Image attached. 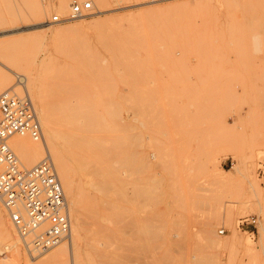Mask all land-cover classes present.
I'll return each mask as SVG.
<instances>
[{"label": "rangeland", "instance_id": "obj_1", "mask_svg": "<svg viewBox=\"0 0 264 264\" xmlns=\"http://www.w3.org/2000/svg\"><path fill=\"white\" fill-rule=\"evenodd\" d=\"M51 1L19 0L22 15L14 19L13 4H2L20 29L0 33V95L28 97L38 118L36 89L44 109L104 132L108 172H116L110 178H134L141 193L154 195L144 216L154 229V257L147 261L135 241L109 246L108 255L90 252L88 260L89 247L71 245L79 213L66 197L70 234L42 254L28 250L0 202V250L9 245L0 264H27L11 257L15 245L28 264H141L133 259L142 255L144 264H264V0H106L103 14L94 8L53 25L51 12L40 25L35 8ZM8 24L0 22V31ZM64 29L55 39L49 34ZM115 137L123 139L118 147ZM243 218L256 223L240 227ZM233 231L249 250L230 245ZM58 247L64 253L52 258Z\"/></svg>", "mask_w": 264, "mask_h": 264}, {"label": "bare ground", "instance_id": "obj_2", "mask_svg": "<svg viewBox=\"0 0 264 264\" xmlns=\"http://www.w3.org/2000/svg\"><path fill=\"white\" fill-rule=\"evenodd\" d=\"M18 1L19 0H16V1L15 0H0V8L4 2H9V4L12 3L13 5H11V8L13 10L8 6L12 10V12L9 13V16H13V19H14L17 14L22 15ZM84 1L91 2L92 10L87 14H82L80 17H78L76 19L66 20L69 13H70L72 3L77 2L78 4H80ZM231 1H235V0H202L199 2V5H211L212 6V5L217 4V3H226V2H231ZM73 2L70 4V0H58V1L52 0L51 3L48 4V6H46V7L38 5L34 11V18H35L37 23H39L40 25H43L45 19H47L49 17L51 12L55 13L56 15H59L60 17L64 18V20H66V21H74L77 19H81L84 17L91 16L94 14L95 11H96L95 14L98 13V15L105 13L106 5H104V3L106 4V0H83L81 2L74 0ZM94 8L96 9L95 11H94ZM14 11H15V13H14ZM49 21H50V19L48 20V24H51V23H49ZM0 22H5V23L8 22L9 23L8 26H5L4 29L0 31V33L17 31L18 29H20V28H17L16 26H14V24H10V22H12V20L5 18L4 13L1 10H0ZM64 22L65 21H62L61 23H64ZM61 23H59V24H61ZM53 25H56V24H53ZM63 31H65V29L62 31L61 30L60 31L53 30L49 34L51 37H53L55 39L58 37V35L60 33H63ZM28 87H29V85H28ZM35 90L36 89H33L34 92H33V94L32 93L31 94H32V100L36 103V105L38 107V114H39L38 118H37L35 109H34L32 103L30 101L31 99H29L28 97H27V99L29 100V102L32 106V109H33V112L35 114V118H36L37 123L38 124L40 123V125L42 126V129H43L42 137L38 140H35L31 135H27L26 133L15 134V135H12L8 138L7 145L13 154H14V152L16 153L18 158L21 160L22 165L25 167H31L35 164L38 165L39 163H41L43 161H45V162L49 161L50 162V164L53 168V171L55 173V176L58 179L59 184L61 185V188L63 191L64 201H65V205H66L65 211H66V214L68 217V222H69V233L65 237H63V239L59 243H61L65 239H67L69 234H70V216H69L68 206H67V202H66V197H67L69 205L74 209V211L76 210V212H77V213L75 212L76 214L79 213L77 216H72V218H71L72 227H71L70 242H71V245H73V247L77 246V245L89 247V249H90V250H88L89 252L85 253L86 255L84 254V256H86L88 258V260H90L89 259L90 258V252L98 254V255H102V254L108 255L109 251L106 253L104 251L109 249L108 248L109 246L111 247V246H113L115 244L117 245L119 243H130L131 244V242L134 244L135 241L138 245H140V248H141L140 249L141 251L139 250L141 252L140 254H142V253H143V255L146 254V260L147 261H148L147 255H151V257L152 256L154 257V249L152 248L154 246H152L153 244L151 245V243H150L151 239H149V238L153 237L152 234L154 232V229H152L153 226L150 225V220H148L147 217L144 218L145 214L147 215V213L150 209L149 208L150 205H152L154 203V201H153L154 199H152L154 197V195L151 196V193H148L149 195L147 193L146 194L141 193L142 188L139 187L138 182H132L134 178L133 179L131 178L132 181L129 180L131 183L128 182L127 179H126L127 182H124V183H127V186L129 183L132 185V190H130L131 192L128 191L131 194L128 195L127 194L128 192L126 193V190H127L126 187L127 186L124 185V183L120 182L122 180H120V181L112 180L113 174H111V173H116V172H114L115 170L112 171L111 173H109L110 172V169H109L110 165L108 164L107 161H105V159L108 160L107 156H109V154H107L108 153V151L106 149L107 147H105V143H106L105 140H107V139H103V137H104L103 133L104 132H101V130L100 131H98V130H87V128H90L89 126L92 127V125L88 126V124H84L83 123L84 120L83 119L81 120L82 117L80 118V117H77L76 115H70V116L62 117V116H60L62 114H60L58 117L57 114H55L56 115L55 116L52 113V111H54V110L51 111V110H49L50 108L44 109L45 105H42L43 108L41 107L40 98H39L40 94H38ZM3 94H9L10 95L11 93H3ZM11 95L18 97L19 99L25 98L24 96L19 97L18 95H15V94H11ZM43 103L44 102H42V104ZM57 111H59V110H57ZM57 111L55 110L54 112H57ZM0 119H1V113H0ZM119 133H118V136L120 137L122 135V133H120V135H119ZM58 135L62 136V138L60 140L58 138ZM97 136H101V138H97ZM120 138L115 137V139H118L116 141V145L119 144L120 142L122 144L123 139H120ZM128 140H131L130 137ZM127 143L128 142H126V144ZM107 144H109V143H107ZM121 144H119V145H121ZM44 145H45V147H44ZM135 145H134V147H135ZM132 146L133 145H131V147ZM10 147H12L13 151ZM117 147H118V145H117ZM134 147H132V148H134ZM123 150H122V152H123ZM106 151H107V153H105ZM109 151L111 152V148L109 149ZM118 152H120V151H118ZM16 155L14 154L16 160L18 161L20 171L27 172V171L31 170L32 168H34V167H32L30 169L24 168L21 165V163L19 162ZM44 155L48 156V158H46V157L42 158ZM113 157H115V156H113ZM111 158H112V154H111ZM103 160L105 163L103 162ZM132 162H134V161H132ZM142 163H143V161H142ZM124 164H126V163H123L121 165L122 168H123ZM105 165L107 168L105 167ZM143 166H144V163H143ZM102 168H106V170H103ZM126 168H127V166H126ZM141 168H143V167H141ZM107 169H109V170H107ZM124 170H126V169L124 168ZM129 174L130 173H128V175ZM131 174H132V176L135 175V173H133V172H131ZM110 177H112V178H110ZM115 177L116 176L114 175V179H115ZM118 177L120 178L121 176H118ZM123 180L125 181V179H123ZM130 184L128 187H130ZM151 184L154 185V183H150V185ZM142 186H143V184H142ZM149 187H151V186H148V188ZM149 190H150V188H149ZM151 190H153V188H151ZM153 192L154 191H152V193ZM0 202L5 206L4 198L2 196H0ZM152 208H154V207H152ZM17 211L20 214V217L23 214H26L24 206L22 203L18 204ZM8 213H9V211H8ZM3 216H5V212L0 206V217L2 218ZM25 220H26V218H25ZM125 226H128V227L126 228ZM17 232H18V235L20 236V238L22 239V241L24 242L25 246L28 248V250H30V252H33L36 254H42V253H45L46 251L50 250L52 247H54V246H52L51 248H49L43 252L37 251L32 246V244H30L31 243V237L30 236L21 235L19 233L18 229H17ZM260 233H261V240H264V229H263V227H260ZM7 235H6V237H7ZM239 237H237L236 232L233 231V236H232V238H230L231 239L230 245L233 247H239V248H241L242 251H243V249H246V251H247V249L249 250L250 248L245 243L246 240L244 239L245 242H243V240L240 239ZM246 239H248V238H246ZM148 241L150 244L147 243ZM211 241H213V242L218 241L219 242V239L216 237H214V238L212 237ZM58 244H56V245H58ZM8 246H9L8 244L4 245V249L0 250V255H2L1 254L2 251H5V250L8 251V248H9ZM137 246H135V248ZM125 249H127V248H125ZM82 250H84V249H82ZM136 250H138V249H136ZM61 251H62L61 248H59V247L55 248L54 251L52 252L51 257L54 258L55 256L64 253L63 251L61 253ZM131 252H132V250H131ZM81 253H83V251ZM245 253L247 254V252H245ZM128 254L130 255V253H128ZM134 254H136L137 256L139 255V253H137V251H136L132 255L133 258H134V256H136ZM76 256L77 255H75V257ZM142 256L141 257L138 256V257L134 258L133 259L134 262H136L135 259L140 258L138 260V263L143 262L141 264H144L143 260H145V258L143 259ZM11 257H14V259H17V260L20 258H23L27 262V264L30 263V261L28 262V260H26V256L24 255V253L22 254V252L20 251V249L18 247H16V245L14 246V250L12 251ZM85 260H87V259H85ZM145 263L154 264V259L153 258L149 259V262H145Z\"/></svg>", "mask_w": 264, "mask_h": 264}, {"label": "built area", "instance_id": "obj_3", "mask_svg": "<svg viewBox=\"0 0 264 264\" xmlns=\"http://www.w3.org/2000/svg\"><path fill=\"white\" fill-rule=\"evenodd\" d=\"M91 10L89 1L80 4L73 2L66 20L76 19ZM66 20L54 14L49 23L59 24ZM0 113V196L4 198L10 220L19 233L30 236V244L43 252L58 244L69 233L63 191L49 161L22 172L7 145L8 138L15 134L30 133L35 140L41 138L40 127L29 100L11 94L0 95ZM19 203L24 206L26 220H22L17 211ZM255 223V218H243L239 226Z\"/></svg>", "mask_w": 264, "mask_h": 264}, {"label": "crops", "instance_id": "obj_4", "mask_svg": "<svg viewBox=\"0 0 264 264\" xmlns=\"http://www.w3.org/2000/svg\"><path fill=\"white\" fill-rule=\"evenodd\" d=\"M227 164H228V162H225V163L222 164V168H223L224 171H225V169H224L223 166H225V165H227Z\"/></svg>", "mask_w": 264, "mask_h": 264}]
</instances>
